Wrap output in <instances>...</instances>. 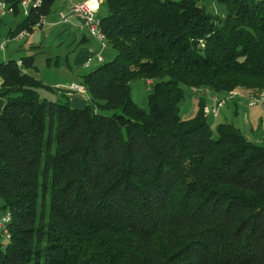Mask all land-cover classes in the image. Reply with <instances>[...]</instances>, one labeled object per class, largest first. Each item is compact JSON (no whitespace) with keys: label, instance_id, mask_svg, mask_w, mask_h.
Wrapping results in <instances>:
<instances>
[{"label":"trees","instance_id":"16d2710c","mask_svg":"<svg viewBox=\"0 0 264 264\" xmlns=\"http://www.w3.org/2000/svg\"><path fill=\"white\" fill-rule=\"evenodd\" d=\"M57 1L30 3L17 31ZM203 1L101 0L116 56L81 76L83 108L40 97L33 56L0 62V264H264V145L204 112L205 91H264V0H216L224 19Z\"/></svg>","mask_w":264,"mask_h":264},{"label":"crops","instance_id":"0c3cea01","mask_svg":"<svg viewBox=\"0 0 264 264\" xmlns=\"http://www.w3.org/2000/svg\"><path fill=\"white\" fill-rule=\"evenodd\" d=\"M76 2L75 0H61L57 13L52 15V11L47 16V23L30 32V35L25 38H15L14 36L18 33L19 25L28 17L30 5L27 4L26 10L21 5L17 12L10 6V11L0 19V43L6 42L5 49L0 50V62L9 60L20 62L30 56L35 59L37 54L43 52L44 44L50 42L57 49H54L52 54L47 55L45 66L47 69L45 70L51 74L60 73L62 75L49 78L41 73L40 78L38 77L46 86L43 88L47 92L46 98L53 100L58 97L66 98L73 108H83L92 104L91 97L86 91L84 93L78 92L72 90L70 86L73 83L81 84V76L88 74L101 64L97 60L99 53L102 54L103 62H105L104 55L108 49L106 47L102 50V43L91 38L86 31H81L74 24L62 22L60 13L68 10ZM22 8L24 9L23 12L21 11ZM106 43L107 41L105 46ZM108 54L112 56L114 52L111 50ZM3 83L4 81L0 77V112L6 104V99L2 96L5 91ZM236 92L235 97L228 98L227 95L222 97L205 91L207 107H212L215 97L226 100L225 105L220 108L218 116L216 118L209 116V118L215 123L219 121L218 124L232 123L249 140L264 145V108L260 106L248 107V97L238 91ZM191 94L197 98L187 112L188 117L195 113L200 96L199 93L192 92ZM188 117L184 116V118ZM4 213L5 211L0 209V218Z\"/></svg>","mask_w":264,"mask_h":264},{"label":"built area","instance_id":"2783aa9c","mask_svg":"<svg viewBox=\"0 0 264 264\" xmlns=\"http://www.w3.org/2000/svg\"><path fill=\"white\" fill-rule=\"evenodd\" d=\"M27 3H34V8L38 9L41 7L42 3H36L35 1L31 2L29 0H22L21 4L23 7L27 8ZM99 10H100V0H87L85 3H80L79 7H71L60 13V17L62 22H68L70 24H74L77 28H79L81 31L85 32L86 29H93L96 31L98 39H102V50L106 47L104 43V37L100 34V32H97L96 27V19L99 17ZM10 11V6L8 3H6V0H3V5L0 6V19L6 16V14ZM47 23V16L42 14L39 17L38 22L33 27L32 31L37 30L38 28L42 27ZM29 29H23L20 32L16 33L14 36L15 38H25L30 35ZM6 42L0 43V50L5 49ZM98 62L102 63L104 61V58L101 53L97 55ZM19 67H22V63H17ZM150 85V83H148ZM71 89L84 93L85 87L81 84H71ZM243 96V95H242ZM241 96V97H242ZM252 99V106L248 107H256L260 106L264 108V95H258L256 97H249ZM226 103V100L223 98L215 97L213 99V105L212 107H205L204 112L208 116H212L216 118L219 114L220 108H222ZM6 213L0 218V235L1 233V223L5 220Z\"/></svg>","mask_w":264,"mask_h":264},{"label":"rangeland","instance_id":"374dc122","mask_svg":"<svg viewBox=\"0 0 264 264\" xmlns=\"http://www.w3.org/2000/svg\"><path fill=\"white\" fill-rule=\"evenodd\" d=\"M21 5L22 4H20V6ZM60 5H61V0L57 1L54 4L52 15L57 13V10L59 9ZM200 5L204 6L208 13H211L213 15H218L221 19H224V17L226 16V13H227L226 6L222 3H219L216 0H204L203 2L200 3ZM23 10L24 9L22 8L21 11L23 12ZM105 12H106V7L103 4H101L99 15L104 16ZM106 47L108 49V52L105 53L104 57H105V62H108L116 56V51L114 49H112V47L110 45H108V43H106ZM54 49H57V48H55V46H53V44L51 45L50 42H47L44 44L43 52L42 53L40 52V54H37L38 55L37 58L34 59L35 66H36V69L32 71V73L34 75H36L39 78H40L41 73H43V75L45 77H49V78L59 77L62 75L60 73L51 74L45 70V69H47V68H45L46 61H47V55L52 54ZM111 50H112V52H114V55L112 54L113 57L108 54L109 51H111ZM131 87H132V97H133V100L135 101V103H137L139 105V107H141L142 109L148 110L149 109L148 95H149L152 87L150 85H148L146 81L140 80V79L133 81L131 83ZM192 90L194 92H197L196 88H193ZM231 92L234 93V95H229ZM46 94H47V92H45V90H43V88L39 90V95L42 99L47 97ZM256 94L257 93H255L249 97H253ZM236 95H237L236 91H230V92H228L227 97L233 98ZM249 97H248V101H247L248 106L250 105V103L252 101L251 98H249ZM196 98L197 97H195V95H192L190 91L189 92L187 91V93L185 95V100L180 106V111H181L180 114L183 117L184 116L188 117L187 112H188L189 108L191 107V105L196 101ZM193 115H190L189 117H192ZM209 123L212 125L213 131L216 134L215 130H216V126L219 123V121H218V123H215L212 121L211 118H209ZM54 144H55V142H54ZM48 205H49V201H47V206ZM42 209H43V204H42V193H41L39 210L42 211ZM0 241L3 244V247H5V245L8 243V239L5 237H1Z\"/></svg>","mask_w":264,"mask_h":264},{"label":"bare ground","instance_id":"6f19581e","mask_svg":"<svg viewBox=\"0 0 264 264\" xmlns=\"http://www.w3.org/2000/svg\"><path fill=\"white\" fill-rule=\"evenodd\" d=\"M86 1L87 0H82V1L76 2L72 7H79L80 3H85ZM36 3H41V0H37ZM27 4L29 5L30 3H27ZM2 5H3V0H0V6H2ZM96 27H97V32H100V34L103 35V37H104V43H105L107 41V38H106V35H105V33H104L103 29H102V22H101V19L100 18L96 19ZM85 31L88 33V35L91 38H93V39H95V40H97V41H99V42L102 43V39H98L95 30H93V29H86ZM18 63H22V62H18ZM148 83H150V85H151L152 82L151 81H148ZM229 95H234V93L231 92ZM258 95H264V91L257 93L253 97H256ZM249 106H252V101H251V103H250ZM11 222H12V215H11V213L6 212V218L1 223V233H2V236L5 237V238H7V239L9 238L8 237L9 236V226H10Z\"/></svg>","mask_w":264,"mask_h":264}]
</instances>
